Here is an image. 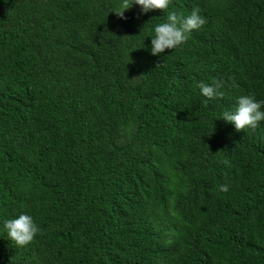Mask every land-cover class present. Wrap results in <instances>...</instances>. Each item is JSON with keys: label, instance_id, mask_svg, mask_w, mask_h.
<instances>
[{"label": "trees", "instance_id": "1", "mask_svg": "<svg viewBox=\"0 0 264 264\" xmlns=\"http://www.w3.org/2000/svg\"><path fill=\"white\" fill-rule=\"evenodd\" d=\"M120 2L0 0V264H264V122L220 118L264 100V0ZM194 7L204 26L152 55ZM20 212L24 247L2 227Z\"/></svg>", "mask_w": 264, "mask_h": 264}, {"label": "clouds", "instance_id": "2", "mask_svg": "<svg viewBox=\"0 0 264 264\" xmlns=\"http://www.w3.org/2000/svg\"><path fill=\"white\" fill-rule=\"evenodd\" d=\"M170 0H121L119 8L113 11L120 18H125L126 10L134 5L140 7L142 13H148L155 9L167 10ZM206 23L205 17L201 14L199 7H194L189 14L181 17L175 11H168L166 18L157 23L151 35L150 52L154 56H159L166 49L174 50L184 44L193 30L200 29ZM199 92L209 99L223 97L222 84L216 81L206 83L198 82ZM207 103V101H205ZM227 123L234 126L236 131L244 129H256L261 122H264V100H258L255 95H241L236 98L235 106L222 112L221 117ZM221 192H228L227 183L219 186ZM3 230L7 238L15 246L24 247L30 244L40 231L33 216L20 212L18 215L2 222Z\"/></svg>", "mask_w": 264, "mask_h": 264}]
</instances>
